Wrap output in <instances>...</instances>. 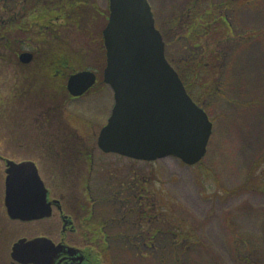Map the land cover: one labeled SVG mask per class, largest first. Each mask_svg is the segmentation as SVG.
<instances>
[{
  "label": "rangeland",
  "instance_id": "obj_1",
  "mask_svg": "<svg viewBox=\"0 0 264 264\" xmlns=\"http://www.w3.org/2000/svg\"><path fill=\"white\" fill-rule=\"evenodd\" d=\"M108 1L95 0L97 13L92 15L95 19L91 21L88 33L77 36L76 32L63 28L57 38L62 43L72 41L74 48H80L86 43L85 50L89 54L84 57L85 65L88 70L98 74L99 84L82 98H68L65 92L67 74L70 71L64 68H61L58 81L49 84V90L55 89L59 102L64 104L60 108L56 123L61 125L59 126L63 132H70L71 128L76 131L84 142L83 150L93 155L92 164L89 166V163L81 161L80 168L73 170L74 175L68 182L58 177L57 171L59 168L63 169L60 163L51 164L46 160L36 159L34 150L37 147L34 141L41 138V120H37V115L31 114L29 110L22 114H12L13 111L10 110L13 105L10 97L14 95L15 87L28 89L32 82L26 85L23 81L25 77L18 76V68L13 64L5 67L2 61L1 153L6 152L8 143L5 141H11L15 135L17 138L32 140L29 141L32 147L27 148V155L30 161L36 160L34 163L49 187L68 186L69 183L81 185L89 168L88 180L93 193H97L99 189L109 192L111 185L117 182L125 184L123 193H126L135 183V173H138V176L147 179L145 187L149 190L150 200L167 210L168 215L172 212V217L178 220L173 222L180 227L188 243L196 242L193 250L182 259L183 262L194 260L198 264H264V0H237L232 9L227 5L233 0L213 1L227 6L228 20L233 28L231 32L244 37L225 59L226 66L216 71V75L199 72L191 62H183L185 57L182 54H186L184 50L181 54L180 45L183 46V43L177 33L169 34L166 41L163 37L166 57L168 55L181 71L187 86L185 87L195 101L200 102L213 123L207 153L198 165L193 166L183 164L174 157L154 162L135 161L116 154H106L97 146L99 132L106 125L114 106V93L109 85L101 83V70L96 68L100 65L101 55L98 45L88 42V39L96 35L95 28L101 25L103 14L108 9ZM148 1L160 32L161 27L167 30L169 19L185 12L194 2ZM20 2L21 0H17L15 9H18ZM206 5V0L198 2L201 13L205 12ZM2 7L0 0V19L5 17ZM22 31L18 32V36L25 42L27 37L35 36L26 28ZM44 35L50 38L52 32L48 31ZM26 44L34 49L41 47V51L35 50L39 53L37 57L41 59L45 57L47 48L51 47L50 43H43L36 38ZM3 48L2 45L0 59L12 60ZM217 80L218 83H215ZM212 86H216V90L210 92L213 90ZM28 90L34 91L33 88ZM64 118H67L69 123ZM145 195L142 197L143 204ZM110 205V201L98 204L93 211L95 217L100 216V220L103 221L104 218L110 221L114 216L108 212ZM95 223L97 224L98 220ZM49 226L50 222H45L44 230ZM76 228L75 241L77 245L84 247V242L78 237L83 230L79 222ZM124 228L130 229L129 226ZM142 228L147 230L148 225L143 223ZM173 237H168L167 241L173 240ZM99 247L100 243L87 248L98 264H171L169 250L165 255H162L161 251L153 254L152 250L147 249L136 253V249L125 248L123 245L120 246L121 250L115 251L113 256L111 254V259ZM116 254H119V257L115 256ZM163 257L165 263L160 262Z\"/></svg>",
  "mask_w": 264,
  "mask_h": 264
},
{
  "label": "water",
  "instance_id": "obj_2",
  "mask_svg": "<svg viewBox=\"0 0 264 264\" xmlns=\"http://www.w3.org/2000/svg\"><path fill=\"white\" fill-rule=\"evenodd\" d=\"M109 19L103 30L106 66L103 81L114 92V107L98 137L104 153L139 161L175 157L189 166L207 153L213 123L206 111L188 94L178 72L166 57L165 42L156 27L148 0H109ZM33 53L23 52L19 61L30 63ZM97 76L80 71L68 79L67 90L78 97L90 90ZM9 194L22 193L20 201H8L13 219L49 217L47 190L32 161L8 163ZM54 252L46 238L22 240L13 249L19 262L48 264Z\"/></svg>",
  "mask_w": 264,
  "mask_h": 264
},
{
  "label": "trees",
  "instance_id": "obj_3",
  "mask_svg": "<svg viewBox=\"0 0 264 264\" xmlns=\"http://www.w3.org/2000/svg\"><path fill=\"white\" fill-rule=\"evenodd\" d=\"M1 1L3 4L1 10L5 14L13 11L18 12V15H15L16 17H11L10 23L6 26L5 24H7L9 19H0L2 20V22L0 21V38H3L0 40V45L4 46V51L10 55L13 62L16 61L19 53L22 52L24 48H28L32 51H41V47L39 48V46L37 49H34L28 46L31 45V43H28V45L26 44V42H32L33 39L36 38L43 43L51 44L50 49L47 48L48 50H46L45 57L42 59L37 57L38 60L58 62L62 64L59 66L60 68H64L66 71L68 70L70 72L88 68L85 65L86 59H84V57H88L87 55L89 54V52L85 50L86 43L80 48L78 46L74 48L72 41L70 42L67 40L65 43H62L59 42L57 38L59 37L58 33H60L63 28H67L68 31L71 32H76L77 36H83V34L88 33L91 21L95 19L93 16L97 13L95 0H28L27 4L21 1L20 4L17 5L18 9H15L17 0ZM199 1L200 0H194L185 12L178 13L177 16L169 19L170 22L167 30L161 27V32L165 41L169 34L177 33L180 41L183 43V46L180 45L182 48L181 54L183 50L186 54H182V56L185 57L183 60L184 63L191 62L194 68L199 72L205 71L207 74L216 75V71H219V69L222 70L223 66H226L225 59L227 56L241 43V39L244 40L243 36L231 32L233 28L230 26L228 20L229 16L226 12L227 6H231L232 9L234 3L236 4L238 1L233 0L226 6L223 3H214V0H210L211 3H209V0H206V10L205 12L203 11V13L199 10ZM23 10L28 11L32 16L25 18L20 17ZM55 14H61L63 16L57 18ZM108 16L109 11L107 10L101 19V27L95 28L96 35L88 39V42L98 45L101 55L99 56L101 67H99V65L96 68L101 70L100 75H102L105 67V48L102 31L107 24ZM24 28L28 29L29 33L35 35L33 38L27 37L26 42L18 36V34H20L18 32H23L22 30ZM48 31L52 32L50 38L44 35ZM38 54L36 53V55ZM167 57L185 84L183 74L173 64L168 55ZM48 79L49 78L45 77L44 80L51 81ZM51 79L53 78L51 77ZM214 82L218 83V80ZM43 85L45 87V83ZM216 86H212L213 90L211 89L210 92L214 91ZM65 93H67V91ZM189 94L191 95L190 92ZM195 102L200 105L199 101ZM43 128L45 129L43 132L45 137L49 127L44 125ZM60 131L62 132V129ZM69 138L72 137L69 136ZM59 139L63 140L65 138L60 135ZM59 148L61 154L69 157L73 155H87L80 145L75 144V146H69V144H60ZM81 163L82 162L78 160L63 162L60 163L63 169L59 168V170L69 174L71 171L75 170V166H80ZM142 179L143 178L138 175L135 176V183L126 190V193H123V188L126 187L123 182L112 184L108 189L111 190L109 192H104L102 189L97 190L98 192L95 193V206L97 207L98 204H104L110 201L111 205L109 206L108 212L114 216L110 221L104 218L102 221L100 220V216L95 217L93 212L95 209L93 208V213H91L92 223L89 232L92 244L100 243L99 248L111 259V254L113 256L115 251L118 252L121 250L120 246L122 247L124 245L125 248L136 249V253H140L142 249H147L149 251L152 250L153 254L154 252L157 253L161 251L162 255H165V252L169 250L171 264H198L194 260H188V262L182 261L187 253L191 252L194 246H196V242L188 243V240L184 239L185 235L180 227L173 222L177 219L172 217V212L169 210L170 212L168 215L167 210H163L157 203L150 200L149 190L145 187L146 185L143 184ZM144 194H146V199L143 204L142 197ZM97 220L98 223L96 224L95 221ZM143 223L148 225L147 230L142 228ZM126 226H129L130 229L124 228ZM133 226H136V228ZM170 236H174L172 238L173 240L167 241V238ZM124 241L127 242L125 243ZM115 256L119 257V254ZM164 257L161 258V263H165Z\"/></svg>",
  "mask_w": 264,
  "mask_h": 264
},
{
  "label": "flooded vegetation",
  "instance_id": "obj_4",
  "mask_svg": "<svg viewBox=\"0 0 264 264\" xmlns=\"http://www.w3.org/2000/svg\"><path fill=\"white\" fill-rule=\"evenodd\" d=\"M21 1L24 4L28 3V0ZM16 14L18 15V12L15 13L14 11L5 14L4 18L9 19L5 26L10 23L11 17H16ZM30 16H32V14L28 13L26 10H23L20 14V17L23 18ZM55 16L59 18L63 15L55 14ZM0 21L2 22V20ZM2 39L3 38H0V40ZM30 51L34 55V58L30 63L20 62L19 55L18 59L14 62L13 59H0L5 67H9L12 64L17 67L19 78L21 76L25 77L23 78V81L26 85L27 83L32 82V85L27 88L34 89V91H31L26 88L22 89L18 86L15 87L14 95H11L10 97V102L13 104L10 109L13 111L12 114H22L24 111L26 112V110H29L31 114L37 115V120H41L40 126L42 127L39 129L41 132V138L34 141L35 146L37 147L36 150H34L37 160H46L51 164L63 163L70 160H84V162L89 163L88 165L90 166L93 161V155L90 152L84 156L73 155L69 157L61 154L59 151L60 144H69V146H75L76 144L81 147L85 146L82 138L73 128H71V126L68 125L71 128V133L65 131L61 132V125L56 123L57 119H59L60 108H62L64 104L62 103L61 105L59 102L58 93L55 89L49 90V84H53L58 81L61 73V68L59 66L62 64L53 61L50 62L48 60H38L36 52L32 50ZM76 72L77 71L69 72L67 74V78L69 79V77ZM96 75L97 84L99 82V76L97 73ZM45 77L49 78L48 80L51 81L44 80ZM51 77L53 79H51ZM44 83L45 87L43 85ZM96 84L93 88L81 96L74 97L68 91L66 96L73 99L82 98L91 93L96 87ZM37 94L40 95L37 96ZM67 97L65 99H67ZM16 109L18 110L16 111ZM64 119L67 123H69L67 118ZM44 125L49 127L47 129L48 133L45 137L43 135V132L45 131L43 128ZM60 135H62L65 139L60 140ZM69 136L72 138H69ZM29 141L32 140L17 138V135H15L11 141H5L8 143L6 144V152L1 153L0 149V264H31L15 260L13 258V249L15 245L22 240L27 242L38 238H46L54 245V252L51 259L48 261V264H98L91 256L89 250H87V248H90L92 245L91 235L89 234L90 224L92 223L91 213L93 208H96V204L94 203L96 196L95 193L92 192V188H90L89 185L90 180H88L90 171L89 168L81 185H71V183H69L68 186L65 185L67 187L47 186L38 170L47 190L46 201L51 206V215L49 217L31 221L19 218L13 219L9 215L7 207L8 201H20L21 208H27L28 206L27 197H25L22 193L18 194L13 192L9 194L10 191L7 187V178L9 175V162L19 164L30 161L27 155V148L29 146L32 147V145H29ZM34 162L36 163V160H34ZM75 167L80 168L79 165ZM62 172L59 170L57 171L58 177H61L63 181L69 182L71 177L74 175V171H71L69 174L65 171ZM137 175L138 173H135V176ZM58 177L56 178L59 179ZM146 181V178L142 179L144 185H146ZM45 222H50V226L46 230H44ZM78 222L80 223L81 229L83 228L80 234L81 236L78 235V237L84 242V247L77 245L75 241V237L77 238L76 225Z\"/></svg>",
  "mask_w": 264,
  "mask_h": 264
}]
</instances>
